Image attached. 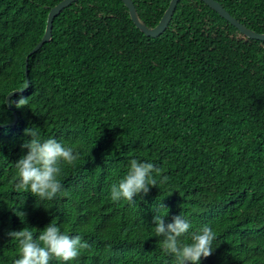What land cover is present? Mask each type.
Masks as SVG:
<instances>
[{"label": "trees", "instance_id": "1", "mask_svg": "<svg viewBox=\"0 0 264 264\" xmlns=\"http://www.w3.org/2000/svg\"><path fill=\"white\" fill-rule=\"evenodd\" d=\"M62 1L0 0V264L20 258L8 232L28 227L36 237L53 220L91 245L67 264H176L153 217L181 214L192 225L187 242L204 226L216 234L200 264H264V41L201 0H180L158 38L136 27L121 0H79L55 19L27 76L26 58ZM216 1L264 33V0ZM133 2L154 28L171 0ZM28 82L9 108L7 97ZM32 126L79 153L51 200L15 190ZM131 159L154 163L168 181L154 173L157 187L124 209L110 191Z\"/></svg>", "mask_w": 264, "mask_h": 264}, {"label": "clouds", "instance_id": "2", "mask_svg": "<svg viewBox=\"0 0 264 264\" xmlns=\"http://www.w3.org/2000/svg\"><path fill=\"white\" fill-rule=\"evenodd\" d=\"M26 102L27 99L21 97L16 107H22ZM25 136L31 139L22 145V148L28 150L27 154L14 165L17 169L15 190L28 192L42 201L51 200L63 191L60 180L63 166L74 165L79 159V153L57 139L42 140L40 129L35 126L25 129ZM129 165L127 174L118 184H113L110 191L111 201L121 200L119 204L124 209L128 208L126 200L134 203V197L138 194L147 195L151 187H157L158 181L154 173L156 177H160L161 184L168 181V177L161 176L162 170L152 162L131 159ZM164 217H153L155 236L162 238L163 251L173 256L176 264H200L201 258L213 255L216 234L211 227L204 226L199 232L191 233L190 242H187L185 238L192 227L188 219L181 214L174 216L171 223H165ZM7 235L19 244L20 258L14 264H51L53 260L67 264L77 260L82 250L91 247L81 236L72 237L67 232H62L55 220L36 237L33 229L28 227L10 231Z\"/></svg>", "mask_w": 264, "mask_h": 264}, {"label": "water", "instance_id": "3", "mask_svg": "<svg viewBox=\"0 0 264 264\" xmlns=\"http://www.w3.org/2000/svg\"><path fill=\"white\" fill-rule=\"evenodd\" d=\"M79 0H63L56 6L50 9L48 18H47V23H46V29L45 33L40 40V42L36 45V47L30 52L28 57L26 58V75H29L28 67H29V58L33 54H35L37 51H39L46 43H49L52 38H53V26H54V21L55 19L68 7H70L72 4L77 2ZM125 4V6L129 10L130 18L136 25V27L144 33L148 37L152 38H158L160 37L165 31L169 28V25L173 19V16L176 12V8L180 2V0H171L169 7L165 11L161 21L159 24L154 27L150 28L146 22L141 18L139 15L136 6L133 2V0H121ZM204 2L206 5H208L211 9L216 11L221 17L226 19L229 23H231L234 27H236L245 37L250 38V39H255L259 41H264V33H257L256 31L246 27L244 24H242L240 21H238L236 18H234L228 10L224 8V6L219 3L216 0H201ZM29 89V82L27 84V87L23 90H18V91H13L8 97H7V104L9 108L12 109L11 106V100L13 97L20 93H25ZM18 122V118H15L14 123L11 125H16ZM5 126H1L0 128H4Z\"/></svg>", "mask_w": 264, "mask_h": 264}]
</instances>
